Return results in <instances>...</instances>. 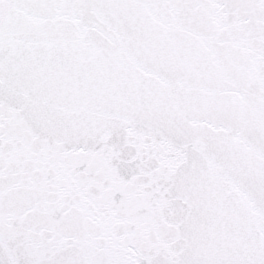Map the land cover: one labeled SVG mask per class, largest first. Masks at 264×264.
Segmentation results:
<instances>
[{
  "label": "snow or ice",
  "instance_id": "1",
  "mask_svg": "<svg viewBox=\"0 0 264 264\" xmlns=\"http://www.w3.org/2000/svg\"><path fill=\"white\" fill-rule=\"evenodd\" d=\"M0 264H264V0H0Z\"/></svg>",
  "mask_w": 264,
  "mask_h": 264
}]
</instances>
